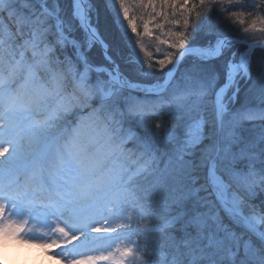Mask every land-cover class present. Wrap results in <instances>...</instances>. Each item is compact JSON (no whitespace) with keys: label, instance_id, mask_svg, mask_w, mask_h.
Listing matches in <instances>:
<instances>
[{"label":"snow or ice","instance_id":"snow-or-ice-1","mask_svg":"<svg viewBox=\"0 0 264 264\" xmlns=\"http://www.w3.org/2000/svg\"><path fill=\"white\" fill-rule=\"evenodd\" d=\"M104 2L122 61L93 0H0V239L30 233L65 264H264V0ZM165 110L154 260L140 193Z\"/></svg>","mask_w":264,"mask_h":264},{"label":"rangeland","instance_id":"rangeland-1","mask_svg":"<svg viewBox=\"0 0 264 264\" xmlns=\"http://www.w3.org/2000/svg\"><path fill=\"white\" fill-rule=\"evenodd\" d=\"M130 2H131V0H130ZM110 12L113 15V17L115 18V21H116L115 23H116V26H117L116 17L114 16L112 11H110ZM140 14H141V10H139V9H137L134 12V15H140ZM211 19H215L217 22L220 23V25L222 27H227L226 22L221 19L219 13L214 11L212 13ZM118 30L120 31L119 28H118ZM259 35L260 34H257L258 37H259ZM143 43L145 44V46L148 49V51H150V52L155 54L156 42L154 40H152V39H150L148 37H144L143 38ZM128 47H130V45ZM93 49L98 52L99 60L103 61V53L100 50V48L98 46H96ZM93 49H92V51H93ZM163 51H164V49L161 48V52H163ZM127 71H129V73L131 75L136 77L135 73L131 69L128 68ZM241 104H243V102L238 103L236 105V107H239ZM164 114L168 115V111L164 112ZM37 119H39V116H37ZM244 127L245 128H250L251 125L250 124L247 125L245 123ZM168 131H166L164 133V135H162V137L159 139V141H156V143H159L160 152L158 154V158L155 161L154 168L142 180V188H141V193H140L141 196H143L145 198V202L151 204L153 211L156 213V215L142 220L141 224H147L151 228L154 229V231H152L150 233V234H152L153 238L150 239V237L148 235V239H149V242L152 241L153 244H155V246H156L154 251H157V252L155 253V257L154 258H157V260L166 257L168 255V250L171 248V246L167 245V242H164V240H163V238L165 237V234L163 232L155 231V229L159 228L158 221L164 216V214L167 211L165 205H166V202L168 201L169 195H170L168 193L167 189L165 188V186L157 182V177L160 175V173L163 171L165 165L168 163L167 156L164 154V145H163V140L167 136ZM154 220L157 221V223H153ZM131 239L137 240L139 238L136 237V236H132ZM22 240H26V242H24L23 245H29L28 242H30L29 241L30 237L23 236ZM14 241H18V240H14ZM142 247H144L143 243H142ZM136 255L140 256L141 259L146 260V257H144L141 252L136 253ZM136 264H140V262L137 261Z\"/></svg>","mask_w":264,"mask_h":264},{"label":"trees","instance_id":"trees-1","mask_svg":"<svg viewBox=\"0 0 264 264\" xmlns=\"http://www.w3.org/2000/svg\"><path fill=\"white\" fill-rule=\"evenodd\" d=\"M93 3H94V6L96 8V13L94 15V22L96 23V26H97L101 36L110 45V51L113 54V57L119 59L121 57V56H119V54H122L124 51H126V52L130 51L128 46L125 44V37L118 30V27L116 26V23H115L116 22L115 18L113 17L111 12L106 7L104 0H93ZM77 34L79 35V32ZM114 46L116 47V50H113ZM113 51L115 54L113 53ZM89 55L92 56L97 62L100 61L98 58V52L95 51L94 49H93V51H91L89 53ZM94 55H96V57H94ZM126 70H128V68H126ZM133 78H136V77L133 76ZM148 82H150V81H148ZM240 102H241V99L239 100L238 103H240ZM166 111L167 110H165L164 112H166ZM164 112H162V114H159L158 116L152 117L153 121H156L157 119H159V120L163 121L165 124V127L162 128L161 131L155 135V137H154L155 143H156V141H159V139L162 137V135H164V133L166 131L169 130L170 125L172 123V117L169 114V112H168V115L164 114ZM257 123H259V122L257 121ZM247 125H249V124H247ZM146 134L149 136L153 135V133L151 131H148ZM152 238H153V236H152ZM150 243L153 244L152 241H150ZM167 243H168V245H171L169 243V237H168ZM153 246L155 249V247H156L155 244H153Z\"/></svg>","mask_w":264,"mask_h":264},{"label":"bare ground","instance_id":"bare-ground-1","mask_svg":"<svg viewBox=\"0 0 264 264\" xmlns=\"http://www.w3.org/2000/svg\"><path fill=\"white\" fill-rule=\"evenodd\" d=\"M113 50H116L115 46L113 47ZM110 53H111V51H110ZM113 53H114V51H113ZM128 54H129V51H127V52L124 51L122 54H119V56H121L119 58V60L122 61L123 58L126 57ZM112 56H113V54H112ZM94 57H96V55H94ZM99 62H103V61H99ZM216 63L218 64L219 62L217 61ZM129 69H131V68H129ZM240 99H241V102H245L243 93L241 94ZM23 236L30 237V240H29L30 242H28L29 245H23V243L26 242V240H22V239L18 240V241L9 240L8 244H7L8 247H13V248H16V249L23 250L25 253L28 254V255H21L20 257H18L20 260L43 261V262H45V264H65V262L62 261L59 257H54L52 255V253L59 251V249H57L54 246L53 247H48L42 241L32 239V234H30V233L26 234V235H23ZM149 237H150V239H152V235L150 233H149ZM163 240H164V242H168V236L165 235ZM167 245H168V243H167ZM156 252L157 251H154L153 258L155 257V253ZM146 260H147V257H146ZM154 260H157V258H154Z\"/></svg>","mask_w":264,"mask_h":264},{"label":"clouds","instance_id":"clouds-1","mask_svg":"<svg viewBox=\"0 0 264 264\" xmlns=\"http://www.w3.org/2000/svg\"><path fill=\"white\" fill-rule=\"evenodd\" d=\"M7 244L8 241L0 239V264H45L43 261L20 260L18 257L28 254L23 250L8 247Z\"/></svg>","mask_w":264,"mask_h":264}]
</instances>
